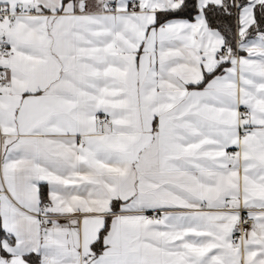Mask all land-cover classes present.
<instances>
[{
  "label": "snow or ice",
  "instance_id": "6c2138e0",
  "mask_svg": "<svg viewBox=\"0 0 264 264\" xmlns=\"http://www.w3.org/2000/svg\"><path fill=\"white\" fill-rule=\"evenodd\" d=\"M0 264H264V0H0Z\"/></svg>",
  "mask_w": 264,
  "mask_h": 264
}]
</instances>
